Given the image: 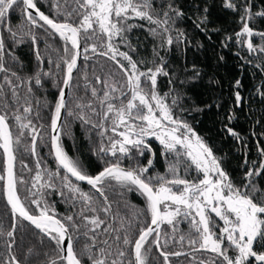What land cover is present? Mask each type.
<instances>
[{
  "label": "snow or ice",
  "instance_id": "6c2138e0",
  "mask_svg": "<svg viewBox=\"0 0 264 264\" xmlns=\"http://www.w3.org/2000/svg\"><path fill=\"white\" fill-rule=\"evenodd\" d=\"M211 7V4L197 7L192 24L200 32L215 31L220 35L223 29L208 28L212 23ZM221 7L239 17L238 30L223 35L221 47L231 48L234 41L238 49L235 54L248 64L255 54L260 61L256 67L264 72V31L254 27L255 17L264 18V6L254 13L251 0H221ZM16 9L21 21L28 25L26 31L23 23H11ZM50 10L51 14H46L36 0H0V32H7L14 45L24 37L30 38L38 65L31 75L21 76L11 70L5 64V40L0 35L3 74L0 97H4L0 111V195L6 202L4 216L8 217L7 224L0 218V264H173V257L185 254L192 256V264H252L251 258L264 264V186L258 183L264 179V147L260 149L261 159L251 164L246 161L241 166L246 169L243 175L233 178L212 147L177 114L188 110L183 105L195 103L189 88L207 74L195 61L189 67L186 60L183 70L179 66L172 68L166 55L161 54H166L173 45V33L177 48L192 43L186 30L175 28L185 16L182 6H177L174 0L166 3L161 0L159 5L156 0H50ZM136 19L146 22L147 36L153 40L148 56H139L141 48L145 51L147 48L139 41L134 44L130 38L137 27L130 21ZM37 29L43 30L45 40L58 35L63 41L62 53L58 52L55 61L57 71L62 72L59 82L50 69L43 70ZM255 37H259L258 44L254 43ZM81 46L85 61L90 54L104 57L114 63L120 75L117 78L112 72H104L103 76L94 73L93 82L89 83L87 71L82 72L90 97L86 104L77 100L75 108L79 111L74 112L66 97L72 92L74 70H79ZM243 49L248 57L241 56ZM8 56L13 61L18 59L14 52ZM224 59L218 56L217 64ZM52 63L49 55V66ZM44 77L52 78L58 95L54 105L46 100L43 103L50 113V125L37 127L32 114L35 110L34 118H41V98L35 95L32 82L42 88ZM159 77H168L171 85L163 94L159 90ZM181 77L180 84L187 87L177 88L176 81ZM210 82L219 83L211 78ZM241 85L238 78L230 85L236 105L243 100ZM5 86L10 89L11 103L5 95ZM256 90L264 101V77ZM85 109L96 119H90ZM62 110L96 130L100 142L92 152L104 166L95 174L86 171L62 146L60 138L64 133L59 123ZM227 119H233L231 110ZM49 126L52 131L49 155L55 161V169L47 164L41 166L37 156V144L46 145ZM224 127L227 134L241 140L233 127L227 124ZM25 137L31 138L30 143H24ZM148 137L159 142L164 172L151 171L157 153ZM21 146L36 161L35 169H29L30 185L15 171L16 154ZM145 155L147 162L142 163ZM105 157L109 158L106 163ZM124 160L127 167L122 163ZM21 166L28 168L23 160ZM181 169L186 175H191L194 169L196 175L187 179L181 176ZM79 182H86L90 191L83 190ZM26 185L27 194L22 198L20 188ZM114 185L137 191L144 198L143 208L130 212L127 218L113 213L107 191ZM48 189L55 190L73 211L60 215L47 198ZM217 218L223 222L222 226ZM181 221L188 222L187 232L180 229ZM25 222L33 242L20 255L17 231L25 229ZM162 226L171 232L164 231ZM170 244L181 250H170ZM201 252L206 258L197 257Z\"/></svg>",
  "mask_w": 264,
  "mask_h": 264
},
{
  "label": "trees",
  "instance_id": "16d2710c",
  "mask_svg": "<svg viewBox=\"0 0 264 264\" xmlns=\"http://www.w3.org/2000/svg\"><path fill=\"white\" fill-rule=\"evenodd\" d=\"M63 2V0H59ZM161 0H156L157 5ZM166 3L167 0H164ZM37 6L44 11L46 14H51L50 0H36ZM177 6H182V10L185 12V16L181 18L175 25V28H179L187 31V35L192 43L185 47L181 44L179 48L176 47L175 34L173 33L174 40L173 45L169 48L168 52L162 55H166V60L169 66L176 68L179 66L181 70L186 66L185 61L187 60V66H191V62H197L198 66L202 67L207 73L203 76V79L194 83V86L189 88V94L192 96L194 104L183 105L187 111L179 112L192 127L193 130L210 146L212 147L214 154L221 158L222 166L233 178H238L243 175L246 170L241 167L247 161L248 164L252 162H258L260 157V149L264 147V101H262L260 95L256 90V86L262 82L264 72L260 68L256 67L260 61L255 58V54L252 55V63L248 64L246 60L240 59L235 53L237 47L233 41V47L222 48L219 41L223 35L233 30H238V14L232 13L230 10H224L221 7V0H174ZM254 5L253 12L260 11L264 6V0H251ZM205 4H211V15L209 19L212 21L208 25L211 29H223L220 35H217L215 31H209L207 33L200 32L193 27V20L196 19L197 7L203 8ZM135 23L137 27L130 33V38L135 44L137 41L141 42L146 48H141L139 56H148L151 52L153 40L147 36L146 33V22L136 19L130 21ZM11 23L17 25L23 23L20 18L19 9H16L11 15ZM144 25V27H140ZM254 27L256 30L264 31V18L255 17ZM23 29L26 31L28 25L23 23ZM38 35L40 36L38 48L44 57L43 70L48 71L49 69L55 73L57 82L62 79V72L57 71L55 61L57 59L58 52L62 53L63 41L60 40L59 36L48 37L46 40L43 35L42 29H37ZM0 35L5 40V64L10 67L11 70L16 71L18 75L25 76L31 75L38 67L35 60V49L31 44V40L28 37H24L22 42L19 44L13 43V40L9 37L7 32H0ZM199 41V44L195 42ZM259 37L254 38V43H259ZM51 45V47H48ZM83 45V41H82ZM121 50H124L121 46ZM9 52H14L18 58L13 61ZM51 55L53 63L51 66L48 64V57ZM224 56L225 59L217 64V57ZM241 56L248 57L246 49L241 50ZM86 66V67H85ZM78 69L74 71L72 92L71 95H67L68 105L78 112L75 108V103L80 100L86 104L87 99L90 97V91L86 92L85 82L81 76V73L87 71L89 83L93 82V76L99 74L103 76L104 72H112L117 78L119 72L116 69L112 61L107 60L104 57L96 58L90 54L87 61L83 57V46L81 59L78 64ZM211 80L219 81V83H211ZM240 79L242 85L240 88L241 95L243 97L242 102L239 105L234 104V96L230 95V85L233 84L235 79ZM180 79L176 81V87H187L186 85L180 84ZM3 81V74L0 73V84ZM18 83V82H17ZM36 89L35 95L41 98V109L40 119H35V110L33 112V123L39 127L41 124L50 125V113L48 108L43 107V103L46 100L48 103L53 104L55 97L58 95V90L53 86V80L50 77H44L42 80V88H38L32 82ZM159 90L161 94L167 91L171 85L168 84V77L158 78ZM99 87V86H97ZM5 95L8 98V102L11 103L10 89L5 86ZM21 95H23V89H21ZM170 99V98H169ZM4 97H0V111H3ZM33 106L35 109V98H33ZM99 110V104L96 105ZM195 108L202 109L200 111L192 110ZM231 110L233 119L228 121L227 114ZM86 111V109H85ZM86 115L95 120L96 117L93 113L87 112ZM67 127H63L64 125ZM233 127L240 133L241 140L237 141L232 136L226 133L224 125ZM60 125L61 130L64 133L60 142L64 147L65 151L72 156L74 159L79 160L82 167L91 174H95L96 171L100 170L104 164L101 163L99 156L94 155L92 152L93 147H98L100 138L95 129L92 128L91 124H83L82 121L75 116L69 117L67 112L64 110ZM16 131L13 126V132ZM48 137L46 138V145L38 142L37 144V156L40 158L41 166L47 164L48 168L55 169V161L50 152V126L47 129ZM109 135L111 133L109 132ZM30 137L24 138V143H30ZM151 143L154 151L157 155L154 158V166L151 171L164 172L165 164L164 158L159 155V142L155 139L147 138ZM17 159L15 161V171L18 176H23L28 184L30 185V174L29 169H35V158H33L30 152H24L23 146L17 152ZM0 158H2V149H0ZM108 157H105V163L108 161ZM21 160L28 165V168L21 166ZM115 162V160H112ZM142 163L147 162V155L141 158ZM125 167L128 166L127 160L122 161ZM256 166H259L258 163ZM34 174V171L32 172ZM61 174L62 170H61ZM151 174V172L149 173ZM182 177L187 179H193L196 175L195 170H192L191 175H186L183 169L180 170ZM74 180V179H73ZM75 182V181H74ZM82 189L90 191V186L79 182ZM261 186H264V179L258 181ZM28 185L20 188V195L23 198L26 196V188ZM49 195L48 200L50 203L55 205L56 211L60 215L69 214L73 211L70 204L55 194V190L48 189ZM123 192V195L121 193ZM107 194L109 200L112 202V212L119 213L121 216L128 217L132 211H139L144 206V198L135 190L121 189L119 186H113L108 189ZM6 204L3 196L0 195V218H3L5 224L8 222V217L4 216L6 211ZM75 211H79V204L76 205ZM110 219V218H109ZM144 219L143 216L140 217ZM218 221V219H217ZM180 229L184 232L188 230V222L181 221ZM28 225L25 222V229L17 231V253L23 255L28 246L33 242L32 233L27 231ZM166 232H171V229L162 226ZM179 235V233H178ZM23 236V239H21ZM83 243V241H81ZM79 247V245H77ZM170 250L179 251L181 250L178 245H169ZM187 249V245H185ZM0 254H2V245H0ZM158 255V253H154ZM198 258H206L204 253H197ZM252 264H257L254 258ZM173 264H192L193 258L191 255H182L180 257H173Z\"/></svg>",
  "mask_w": 264,
  "mask_h": 264
},
{
  "label": "water",
  "instance_id": "95a60500",
  "mask_svg": "<svg viewBox=\"0 0 264 264\" xmlns=\"http://www.w3.org/2000/svg\"><path fill=\"white\" fill-rule=\"evenodd\" d=\"M33 12H34V10H33ZM80 51H81V53H82V46H81ZM80 59H81V56L78 58V64H79V62H80ZM74 71H75V70H74ZM66 93H67V89H66ZM66 98H67V97H66ZM62 112H64V110H62ZM61 118H62V116H61ZM61 118H60V121H61ZM60 121H59V123H60ZM51 134H52V131H50V137H51ZM50 148H51V143H50ZM73 179H74V178H73ZM83 183L87 184L86 182H83ZM4 202H5V200H4ZM5 204H6V202H5Z\"/></svg>",
  "mask_w": 264,
  "mask_h": 264
},
{
  "label": "rangeland",
  "instance_id": "374dc122",
  "mask_svg": "<svg viewBox=\"0 0 264 264\" xmlns=\"http://www.w3.org/2000/svg\"><path fill=\"white\" fill-rule=\"evenodd\" d=\"M148 138H150V139H155L154 137H148ZM157 142H158V141H157ZM213 215H214V214H213ZM217 219H218V218H217ZM218 223L222 226V223H223V222L218 220ZM216 231L218 232V229H216ZM255 262H256V261H255Z\"/></svg>",
  "mask_w": 264,
  "mask_h": 264
}]
</instances>
